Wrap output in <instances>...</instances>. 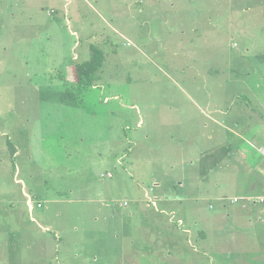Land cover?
Listing matches in <instances>:
<instances>
[{"label":"rangeland","instance_id":"rangeland-1","mask_svg":"<svg viewBox=\"0 0 264 264\" xmlns=\"http://www.w3.org/2000/svg\"><path fill=\"white\" fill-rule=\"evenodd\" d=\"M72 1L130 24L86 87L64 0H0V264H264V205L223 199L264 186V0Z\"/></svg>","mask_w":264,"mask_h":264},{"label":"crops","instance_id":"crops-1","mask_svg":"<svg viewBox=\"0 0 264 264\" xmlns=\"http://www.w3.org/2000/svg\"><path fill=\"white\" fill-rule=\"evenodd\" d=\"M139 2H143V0H139ZM60 6H62V7L60 8V7L56 6L55 8H52L51 10L50 9L47 10V12L50 13V14H55V13L58 12V8L61 9L62 16H64L63 20L69 26H71V25L72 26H76L78 31L82 33L80 41H76V43L74 44V46L72 48V49H75V51H76L77 48L81 47L82 42H88L89 43L90 56H91V47H92V45H95V46H97L98 48H100L101 50L104 51L105 59H106V56L108 54L107 52L109 51L108 47L114 48L113 45L110 44V42L112 41V34L115 36V34H119V35L122 34L121 31H125V32L129 31L128 27H130V24H127L128 26H126V21H125V23L120 24V27L118 26V28L121 29V31H120V30H118L116 24H114L116 26H114L112 24L115 27V28H112L113 26L103 16H100V15L97 14V16L95 18L90 19V16H87L86 14H83L84 10H83L82 4L77 3V1L64 0L63 4H61ZM165 6H167V8H168L167 4H165ZM133 8L134 7L131 4H128V6H127V10L128 11L131 12V10H133ZM109 9H110L111 14L114 16L113 23H116L115 19L118 20V17L116 15L118 8L116 6H111V7H109ZM147 10H149V7H144V6H143L142 9L138 10V12L143 17L142 23H141V27L146 26L145 23L148 21V19L146 18V15H145V12H147ZM86 20H88V24H87ZM196 24L200 25V22H196ZM136 27H138V26H136ZM88 28H90V29H88ZM108 29L112 30V32L109 31ZM78 31L77 30H73L72 34L79 35ZM173 36H175V35H173ZM167 39L170 42H175V41L176 42H180L181 39H183V38H182V34L178 33L176 37H170L169 36ZM106 45H107V48H105ZM84 53L87 54L86 52H84ZM81 56H82V53L75 52L74 60H78ZM86 60H88V59H86ZM55 63L56 64H60L61 60L56 61ZM104 63H105V61H104ZM60 67L63 68L64 65L61 64ZM68 73L69 72H67L66 74H68ZM65 81H67V80H65ZM220 142H221V140H220ZM225 145H227V147L229 149H238L241 146V144L234 143L233 141H230V140L227 141L226 139H225L224 142H221L220 148H223V147L226 148ZM211 149H212V147H211ZM12 152H13V157L14 158H17L21 154V151L18 148H15L14 146L12 147ZM1 162H3V161H1ZM119 163H121V161ZM21 173H22L21 169L17 167L15 169V173H14V176H13V182L15 184L21 185V195H22L21 203L22 202H26V205L28 206V213H29V216H30V221H33V220H35V217L32 216V210L34 209V205L32 203V199H31L32 196H31L30 192H28V186H27L26 179H23V178L19 177V176H21ZM108 173H111V172H108ZM113 176L114 175L112 173V177ZM244 180H248V179L246 177H244L243 182H242L243 184H244ZM153 187H155V186H153ZM30 190L33 191V188L31 187ZM246 195H254V194L248 191ZM180 199L181 200L184 199V196H181ZM39 203L40 202H38V204ZM121 207H123V206H121ZM7 231H8V228H7ZM20 232H22V230L19 231V233ZM7 234H9V233L7 232ZM21 234H23V233H20V235ZM56 238H59V236L57 234H56ZM43 260L45 261V259H43ZM47 264H54V263L52 261H49ZM55 264H80V263H77V262L72 261V260L71 261L62 260L60 262L58 260L57 263H55Z\"/></svg>","mask_w":264,"mask_h":264},{"label":"trees","instance_id":"trees-1","mask_svg":"<svg viewBox=\"0 0 264 264\" xmlns=\"http://www.w3.org/2000/svg\"><path fill=\"white\" fill-rule=\"evenodd\" d=\"M105 61V53L95 45L91 47V56L88 60L74 65L76 84L86 87L92 85L97 79L98 70L102 68ZM61 100L66 104H76L78 97L70 91H64L61 94ZM264 193V186L254 195Z\"/></svg>","mask_w":264,"mask_h":264},{"label":"built area","instance_id":"built-area-1","mask_svg":"<svg viewBox=\"0 0 264 264\" xmlns=\"http://www.w3.org/2000/svg\"><path fill=\"white\" fill-rule=\"evenodd\" d=\"M257 152L259 153V155L261 156L263 162H264V141L261 142V144L259 146L256 147ZM104 176V174H103ZM107 176L112 177V173H107ZM154 190V187L151 188V191ZM147 195V199L149 201V203H151L153 206L157 205V202L152 199L149 195V192L146 194ZM223 199H226L228 201H230L231 203H238L242 200H247L249 202V204H257L261 203L264 205V193L262 194H258V195H247V196H234V197H229V198H225L223 197ZM39 206L41 205V203L38 204ZM121 206L126 207L129 205V202L127 200L123 201L120 203Z\"/></svg>","mask_w":264,"mask_h":264}]
</instances>
